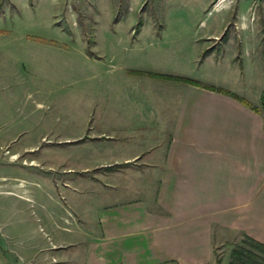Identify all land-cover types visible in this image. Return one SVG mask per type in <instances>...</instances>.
<instances>
[{"label": "rangeland", "instance_id": "rangeland-1", "mask_svg": "<svg viewBox=\"0 0 264 264\" xmlns=\"http://www.w3.org/2000/svg\"><path fill=\"white\" fill-rule=\"evenodd\" d=\"M207 33L219 42L247 37L257 54L247 57L239 43L225 55L223 47L212 50ZM140 48L171 60L170 71L210 68L221 82L253 91L247 95L264 93V0H0V249L15 256L9 261L22 264L10 250L37 236L52 247L53 223L66 210L77 213L73 202L101 209L121 200L122 185L106 187L100 172L80 170L101 162L107 140L93 141V154L84 143L111 132L108 122L122 116L114 107L124 79L118 64ZM208 54L215 61L205 60ZM102 68L115 71L109 77ZM63 223L77 228L71 214ZM223 234L228 243L215 248V262L264 264V249ZM237 248L247 253L235 261Z\"/></svg>", "mask_w": 264, "mask_h": 264}, {"label": "crops", "instance_id": "crops-1", "mask_svg": "<svg viewBox=\"0 0 264 264\" xmlns=\"http://www.w3.org/2000/svg\"><path fill=\"white\" fill-rule=\"evenodd\" d=\"M207 34L211 49L223 47L224 55L237 43L247 57L257 54V44L252 53L247 37L219 42L220 35ZM146 52L140 48L133 58L120 59L118 72L124 79L114 107L122 116L117 123L108 122L111 132L88 136L84 143L93 154V141L107 140L100 145L101 162L87 161L90 165L80 172H100L106 187L122 185L121 200L101 209L73 202L77 213L66 210L53 223L52 247L37 236L20 250H10L22 264H33L31 257L37 264H215V248L228 243L222 239L225 232L264 245V113L227 95L132 73L192 78L258 108L263 91L247 95L253 91L221 82V73L210 68L197 75L170 71L171 60ZM212 58L208 54L204 59ZM197 61L201 63L195 59V65ZM103 69L109 77L115 71ZM107 85L110 91L109 81ZM70 214L75 230L64 228ZM4 252L0 249V264H20Z\"/></svg>", "mask_w": 264, "mask_h": 264}, {"label": "trees", "instance_id": "trees-1", "mask_svg": "<svg viewBox=\"0 0 264 264\" xmlns=\"http://www.w3.org/2000/svg\"><path fill=\"white\" fill-rule=\"evenodd\" d=\"M133 75H137V76H150V77H154V78H161L164 80H170V81H178V82H182L184 84L187 85H191V86H195V87H200L209 91H213V92H217L223 95H227L230 96L232 98H234L235 100L241 102L243 105H245L246 107H248L249 109L253 110L256 113H260V112H264V93L262 95L261 98V108L256 107L255 105L251 104L250 102H248L247 100H245L244 98L238 96L237 94L223 89V88H217V87H213L210 85H206L204 83L198 82V81H194L191 80L189 78H180V77H173V76H162V75H157V74H152V73H142V72H133ZM250 241H252L254 243V246L256 248H261L264 249V245L255 242L254 240H251L250 238H247ZM245 253H247V251L243 250L242 248H237L235 250H233L232 252V258L236 261V260H240L243 259ZM217 255V253H216ZM221 259L217 256L216 262L215 264H221Z\"/></svg>", "mask_w": 264, "mask_h": 264}]
</instances>
